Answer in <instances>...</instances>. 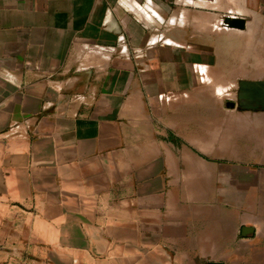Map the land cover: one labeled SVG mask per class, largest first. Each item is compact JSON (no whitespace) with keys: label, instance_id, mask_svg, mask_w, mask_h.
<instances>
[{"label":"crops","instance_id":"crops-1","mask_svg":"<svg viewBox=\"0 0 264 264\" xmlns=\"http://www.w3.org/2000/svg\"><path fill=\"white\" fill-rule=\"evenodd\" d=\"M222 10V0H0L8 253L33 264H142L171 226L151 109L159 95L197 86Z\"/></svg>","mask_w":264,"mask_h":264},{"label":"rangeland","instance_id":"rangeland-1","mask_svg":"<svg viewBox=\"0 0 264 264\" xmlns=\"http://www.w3.org/2000/svg\"><path fill=\"white\" fill-rule=\"evenodd\" d=\"M222 4V14L245 19L246 30H224L222 20L206 60L212 65L195 72L197 86L161 94L154 116L151 109L171 226L141 253L142 264H264V109L245 110L238 99L240 81L264 82V0ZM0 207L4 213L8 205ZM244 227L254 234L243 237ZM6 229L0 220V264L20 256L33 264L30 253H8Z\"/></svg>","mask_w":264,"mask_h":264},{"label":"water","instance_id":"water-1","mask_svg":"<svg viewBox=\"0 0 264 264\" xmlns=\"http://www.w3.org/2000/svg\"><path fill=\"white\" fill-rule=\"evenodd\" d=\"M224 24L229 29L244 31L247 28L246 20L236 17H225ZM238 99L240 106L245 110L264 109V82L262 80H242L239 82ZM255 232L254 228L244 227L242 236L249 237Z\"/></svg>","mask_w":264,"mask_h":264}]
</instances>
